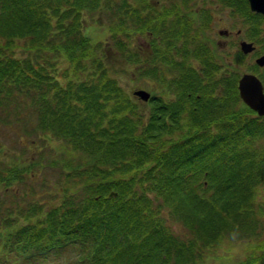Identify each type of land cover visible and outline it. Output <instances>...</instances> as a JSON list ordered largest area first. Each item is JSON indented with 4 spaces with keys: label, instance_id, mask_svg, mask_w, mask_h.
<instances>
[{
    "label": "trees",
    "instance_id": "trees-1",
    "mask_svg": "<svg viewBox=\"0 0 264 264\" xmlns=\"http://www.w3.org/2000/svg\"><path fill=\"white\" fill-rule=\"evenodd\" d=\"M189 1L0 0V39L7 43L0 47V103L37 90L39 131L65 142V166L73 175L62 201L48 208L33 204L28 213L40 214L36 221L10 225L0 240V264H51L75 248L84 264H201L228 231L253 230L263 213L255 201L264 184V157L251 142L264 137V122L243 109L236 91L233 103H226L216 83L223 79L212 82L195 67L193 61L207 58L198 36L203 26L194 30L189 17L196 7L187 8ZM241 7L252 14L248 3ZM95 12L114 18L112 33L115 28L127 35L116 44L131 62L144 61L132 52L131 31L152 35L153 54L146 58L153 61L138 71L155 76L178 98L155 96L146 111L120 85L83 29L84 14ZM185 37L190 41L180 53L178 40ZM21 38H29L32 50L67 56L82 76L71 73L63 82L42 54L37 63L10 56L6 46ZM6 168L0 183L16 192L28 168ZM81 190L87 195L78 198ZM183 210L187 239L166 217L180 219ZM250 236L259 245L241 264H264V237Z\"/></svg>",
    "mask_w": 264,
    "mask_h": 264
},
{
    "label": "rangeland",
    "instance_id": "rangeland-1",
    "mask_svg": "<svg viewBox=\"0 0 264 264\" xmlns=\"http://www.w3.org/2000/svg\"><path fill=\"white\" fill-rule=\"evenodd\" d=\"M173 1L148 0L152 6L159 4L162 6L164 3L169 6ZM197 2L202 3V0H197ZM190 5H194V3ZM214 5L213 3L206 4L207 7L212 8L216 7ZM222 9L226 10L223 11ZM222 9L218 12L215 11L216 17L208 33H213L214 40L218 42V40L220 41L223 38L219 34L220 29L232 28L234 30L231 36H224V40L227 41L225 48L231 56V60L235 61L234 70L237 73L246 72L252 64L251 59L254 54L249 55L250 57L244 56L243 58L239 51V40L247 37L252 24H249L248 21L247 23L241 21L239 17L235 19L225 17L228 15L229 11L227 10L229 9ZM195 16L201 21L200 16L197 14ZM113 20L114 18L107 13H85L82 19V26L84 27V31L94 41L97 47L96 49L99 50V56L104 58V62L110 69H113L120 85L129 93H132L137 88H143L150 90L156 97L161 94V96L167 99L178 98L177 93L172 88L168 89L166 86L159 85L155 76L151 75L147 77L141 75L138 71L142 66L148 68L151 61H153L152 57L150 59L146 58L148 54H153L152 48L149 49L152 35L150 33L138 34L136 31H131L132 34H130L129 44L133 47L132 52L138 54V57L140 55L144 56L143 62L139 59L131 62L124 58L122 52L118 49L116 44L117 40L120 37H124L125 33H119L115 31V28L113 29L115 34L112 33L111 26H113ZM260 26L261 31L259 32L258 39L262 43L264 40V23L260 22ZM238 29L241 30V34L236 36L235 33ZM126 37L127 35L125 39ZM29 42V38L15 40L6 46V52L10 56L19 57L35 63L41 60L40 54H42L50 71L52 70L57 74L62 73L60 77L63 82L68 79L65 76L71 73V75L76 77L82 76L83 71L78 68L75 70L67 56L59 57L57 50H41L38 47L32 50L29 48ZM67 42L66 39H63L61 44H67ZM2 43L6 42L0 39V47ZM1 48L4 49V47ZM176 72L178 73V70ZM172 77H175V75L170 76V78ZM36 91L31 95L24 94L18 98L15 96V98H9L8 100L2 99L0 103L2 105H0V176L5 178L4 171L8 169L6 168L8 166L25 164L28 168L25 179H19L18 181V191L14 192L5 183H0V240L10 230L12 225L16 223L26 225L29 222L37 220L40 214L28 213L31 205L35 204L48 208L62 201L64 192L73 181L72 173H67V166H65L67 163V155H65L63 147L68 146L57 136L39 131L41 110L35 104V100L38 98V91ZM138 102L148 111L151 105L150 102L146 103L143 100H138ZM251 143L253 146L256 145L255 148H258V150H263L261 151V156L264 157V137L253 140ZM242 148L245 149V147ZM75 155H77V158H81V154L75 152ZM70 165L73 166L75 163H71ZM21 173L24 172L22 171ZM80 195L84 197L87 194L85 190H81L78 198ZM255 206L260 207L263 213L256 215L257 223L253 224V230L250 231V228L244 227L243 229L242 227L236 230L234 229L230 233L228 231L226 238L222 240L224 242L216 248L207 249L204 257L201 259V264H241L247 260L246 258L259 245L257 238H251L250 235L255 232L260 237H264V184L256 190ZM166 217L171 228L179 237L183 239L189 237L190 229L183 221L185 217L184 210L180 211L181 220L171 213H167ZM83 255L79 256L75 248L68 250L62 258L51 264H84V262L80 263Z\"/></svg>",
    "mask_w": 264,
    "mask_h": 264
},
{
    "label": "flooded vegetation",
    "instance_id": "flooded-vegetation-1",
    "mask_svg": "<svg viewBox=\"0 0 264 264\" xmlns=\"http://www.w3.org/2000/svg\"><path fill=\"white\" fill-rule=\"evenodd\" d=\"M204 2L207 4L208 3L214 4V1H212V0H204ZM204 2L198 4L199 6L196 9V13L198 16H200L201 21H199L198 18L194 14L189 17V18L194 20V23H195L194 30L195 29L199 30V25H201V27L203 26L202 31H198V36H199V39L201 42L200 44L205 46V53H206L205 59L207 58V60L205 61L206 63H202L199 60H197L198 63L195 65V67H197V69L203 74L204 73L210 74L209 77L212 79L211 80L212 82H216L215 79H213V78L223 79L222 82H216L217 86L220 85L219 86L220 90L218 91V93L220 95H223V98L226 99V103H228V101L231 99V95H232V71H233L232 67H234L233 64L235 63V61H232L230 58L231 56L229 55V53H227V50L225 48L227 46V41H225L224 39H225V37L231 36L233 34L234 30L232 28L220 29L219 34H220V36H223V38L220 41L218 40V42H216L214 40V34L208 33L209 30H211V28L213 26V21L215 19V16H214V13L208 9L211 7H207ZM232 3H233L234 7L237 6L238 8H240L241 5H245L247 3V0H234L233 2H228V4H232ZM200 6H202V8H200ZM227 7L229 8L230 5H227ZM183 14H185L186 16H189L188 11H183ZM244 16L242 14H239V13H234V14L228 13V15L225 17H229L230 19H232V18L235 19V18L239 17L241 21L246 22V17H244ZM258 17H259L258 20L260 22L264 23V17L263 16H258ZM253 25H256V24H253ZM187 29H188V27L186 28V30ZM248 32L249 33L247 36L249 38H247V39L255 45V49L248 52V53H246L244 51L240 52L241 56H243V58H244V56L248 57L249 55L254 54L252 59L250 58L251 63H252L250 68H248L246 72H243V74L244 73H253V74L257 75L263 84V93H264V65H261L257 62V59L260 56L264 55V49H263L264 40L261 43L260 40L258 39L259 34H255V33L250 32V31H248ZM184 34H185V32L182 33V35H184ZM211 34H213V35H211ZM240 34H241V30L238 29L236 31L235 35L238 36ZM185 39L178 40V44H179L178 48L180 50V53H183L185 43L190 41V39H188L186 37H185ZM244 40L245 39H243V38L239 40V47L240 48H241V43ZM190 46H191V42H190ZM192 47H193V48H191L193 50L192 55L195 56L194 52H196L195 50L197 47H195V46H192ZM176 52H177V50H176ZM206 83L210 84L208 81H206ZM211 95H213L215 97V95H216L215 89L212 91ZM244 104H246V103L244 102ZM253 111H254L253 109L249 108L248 114L252 115L253 117H258L257 113H252ZM263 118H264V115H263Z\"/></svg>",
    "mask_w": 264,
    "mask_h": 264
},
{
    "label": "water",
    "instance_id": "water-1",
    "mask_svg": "<svg viewBox=\"0 0 264 264\" xmlns=\"http://www.w3.org/2000/svg\"><path fill=\"white\" fill-rule=\"evenodd\" d=\"M251 9L264 14V0H249ZM242 48L245 52H250L254 49L252 43L242 42ZM257 62L264 65V56L260 57ZM239 90L243 99L255 108L259 114H264V93L263 85L259 78L253 74H245L239 81ZM144 100H148L151 93L145 89H137L134 91Z\"/></svg>",
    "mask_w": 264,
    "mask_h": 264
}]
</instances>
